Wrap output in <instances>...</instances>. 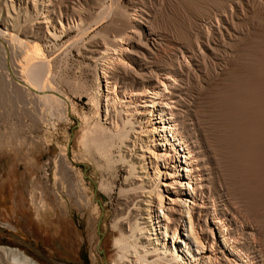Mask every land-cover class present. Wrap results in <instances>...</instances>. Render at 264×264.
Listing matches in <instances>:
<instances>
[{
	"label": "rangeland",
	"instance_id": "374dc122",
	"mask_svg": "<svg viewBox=\"0 0 264 264\" xmlns=\"http://www.w3.org/2000/svg\"><path fill=\"white\" fill-rule=\"evenodd\" d=\"M2 1L0 0V14L5 19L6 26L11 28L12 19L9 16L19 12L23 29L22 32L19 31L20 37L22 40L29 37L27 40L30 43H37L38 47L40 46L41 55L48 60L46 71H49L48 76L51 74L49 78L52 89L50 87L45 93L57 98L59 105L54 103L56 106H53L54 104L47 101L39 102L27 94H24L25 98L15 95L9 82L14 80L12 83L23 84L20 86L26 84L23 82L25 79L11 65L12 63L15 66V60L17 62L21 58L17 56L19 53L17 47L13 51L8 47V55L10 54L8 64H3L0 56V247L17 248L38 264H112L116 258V249L112 242L118 236V231L112 228L111 223L116 218L119 219L118 216L120 218L125 216L123 212L127 213L126 210L133 207L131 203L128 206L124 191H120L128 187L126 183L129 180L126 173L127 165L121 161L120 157L129 154L128 148L132 146H115L118 144L115 141L110 149V156L99 155V158L90 141L85 145L83 135L87 134L85 130L91 127L92 122H96L99 117V124L102 127L109 125V119L105 120L102 115L105 89L97 75L99 73L101 75L104 65H108L109 59L111 58L110 61H112V57L117 55H101L106 49L105 45L113 47L116 44L114 37L115 39L125 37L128 33L131 37L129 41L132 42L128 43L127 54L134 59L126 60V62L128 61L127 63L133 67L128 69L130 73L122 71V74L114 77V81L118 86L130 89L141 84L142 78L137 75L142 72H147L143 76L145 81L149 78L151 80L154 72L155 76L165 71L176 72V75L177 71L180 72L177 75L179 85L177 84L178 88L174 93L179 100L176 105L180 110L177 119L182 123V130L188 139L189 146L198 157L199 167H203L199 168L200 171L204 173L209 169L211 180L208 185L205 184L207 187L205 190L211 197L216 198L213 199L214 203L220 206H216L217 209L219 207L218 211L227 215L232 234L235 237H241L242 241L239 245L243 246L247 252L249 251V255L254 256L255 263L261 264V261L264 263V239L261 237L264 236V227L262 225L259 227L256 218H252L254 216L252 211L247 213L248 216L247 211H243L248 209H242L246 203L251 204L247 196L248 189L234 190L244 192L243 195H246L247 199L242 197L241 191V194L232 191L233 187L228 184V178L222 170L224 163L217 161L219 159L216 153L218 145L213 142L218 140L216 137L218 133L215 135L211 133L213 136H210L211 131L209 132V129L217 128L215 123H218L222 116L221 113L219 115L217 113L222 107L229 106L230 102L226 103L231 97L229 93L233 95L241 92L239 86L234 85L240 82L239 78L237 80V76L235 77V71H239L240 78L243 79L241 82H244L245 87H251V79L255 77V74L252 73V66L249 65L250 56H256L255 53H261V51L264 53V0H199L197 3L187 1L184 3L183 0H113V2L112 0H50L47 3V0L44 2L37 0L35 7L29 1L30 17L28 18L24 16L25 9L22 3L14 5L13 9L10 1ZM46 16H49L52 23L43 21L47 20ZM133 16L134 18H131ZM126 17L134 19L135 23L126 22L128 20ZM39 18H42V21ZM35 19L37 24L34 23ZM132 24L133 27H131ZM47 28L50 32L55 30L54 34L47 33ZM97 49L102 52H98ZM182 66L185 69L181 68ZM10 77L13 80H10ZM10 88L13 91L9 90ZM228 89L230 91L227 92ZM245 90L248 91V89ZM113 100L111 99L106 107L109 117L116 121L118 114L124 112L125 108L123 109L115 98ZM118 107L119 110H117ZM229 116L236 118L238 115L229 114ZM212 123L215 125L213 126ZM82 124L88 126H82ZM215 128L213 130H216ZM229 141L230 139H227V142ZM59 153L63 154L64 160L68 161L67 164L72 168L69 183L57 167ZM94 158L98 160L100 167L96 166ZM126 158L129 159V155ZM211 171L214 173L212 174ZM222 174L224 176H220ZM101 182L107 185L109 183L111 190L107 192L100 188ZM226 187L228 191L225 190ZM228 192L230 195L233 192L235 195L239 194L241 198L234 194L230 196ZM241 199H244L245 203H241ZM38 201L44 202L47 206L42 220L35 214V205ZM257 211V215L261 213L260 210ZM241 212H245V215ZM254 230H258L256 232L258 235ZM251 234L254 236H250ZM258 250H261V253ZM2 253L0 250V264H6V260L9 264L10 255Z\"/></svg>",
	"mask_w": 264,
	"mask_h": 264
},
{
	"label": "bare ground",
	"instance_id": "6f19581e",
	"mask_svg": "<svg viewBox=\"0 0 264 264\" xmlns=\"http://www.w3.org/2000/svg\"><path fill=\"white\" fill-rule=\"evenodd\" d=\"M8 1H10L11 7L13 9H14V5L16 4L20 5L22 3L25 9L24 16L28 18L30 17L29 1H31V4L33 5V7H35L37 0H8ZM44 1L46 0H41V2H44ZM48 1L50 0H47V3ZM184 1L197 3V1L199 0H183V2ZM5 6H6V3H5ZM19 8H22V7H19ZM82 9H85V8H82ZM18 13L16 12L13 16L12 15L9 16L10 14H8L7 12V16H9L12 19L11 28L6 26L5 19L0 14V56L2 58V62L3 64H6V63L8 64V61H9L8 56H10V54L8 55V50H7L8 47L12 48V51L14 48L17 47V50L19 52L17 56L21 58L20 60H17V62L15 60V63H16L15 66L12 63L11 65H13V69H15L16 72L18 71L21 74V77L25 79L23 80V82H25V84L27 85V86L26 85L20 86L21 83L20 84H16V82L12 83L14 82V80L10 77V80H13L12 82H9V84H11L10 87L14 90L15 95H18V96L20 95L24 97L25 96L24 94H27L29 95V97H32L33 99L35 98L39 102L44 101L45 103V101H47V103L50 102V104L52 103V105L54 103H56V105L57 104L59 105L58 103L59 100L57 101V98L51 96L48 93H45L52 86V84H50V78H49L51 74L50 76H48L49 71L48 70H47L48 72L46 71V68L49 62L43 57V55H41V52H40L41 49H39L40 46L38 47L37 43L36 44L34 42L30 43L27 40L29 37L25 40H22V37H20V33L22 32L23 29L21 28L22 27V21L20 20L21 16ZM42 18L41 19L39 18L40 21H42ZM131 18H134V16ZM46 19L47 20H43V21L47 22L48 24L52 23V20L49 19V16H46ZM128 21L129 23L130 22L133 24L135 23L134 19L133 20L128 19L126 22ZM35 22H36V19L34 23ZM215 22L217 23V21ZM133 24L131 27H133ZM77 26H78V23H77ZM215 29H217L216 26H215ZM46 30H47V33L54 34L55 32V30L50 32L49 28H47ZM19 31L21 32L19 33ZM24 31H26V29H24ZM62 31L64 30L62 29ZM81 32H83L82 29H81ZM38 33L40 34V31ZM130 38H131L130 35L127 33L125 37H119L116 39L114 37V41L116 42V44H114L113 47L112 46L106 47L105 45L106 49L104 50V53H102L101 56L106 55V54H110V56L111 54L117 55L116 57H112L113 58L112 61H110L111 58L109 59L110 62L108 61L107 63L108 65H104V67L102 68V71L100 67L101 75L99 73V75H97L98 77L96 76L99 80L101 79V82H103V85H104V89H105L103 92L104 111L102 115L104 116L105 120L109 119V122H108L109 125H107L106 127H102L99 124L100 123L99 121L100 117H99L96 122H92L93 123L91 124L92 126L91 127L89 126L90 129L89 127L87 129L85 128L86 129L85 133L87 134L83 135V140L85 141V145L90 141V143H92V145L94 146L92 147L93 149H95V153H97L98 157L99 155H102L103 157H109L110 149L113 147L115 141L118 142V144H116L115 146L117 145H119V147L121 145H124L125 147L132 146L131 148H128L129 154H125L120 157L121 161L126 163L127 165L126 173H127V178L129 180H128V183H126L128 186L127 188H125L124 190H121L120 188L119 189L121 192L124 191L126 195L125 201H127L128 206L131 203L130 205H133V207L126 210L127 213L123 212L124 214H126L125 216H122V218L118 216L119 219L117 218L116 220L113 219L114 221L113 223H111L112 228L118 231V236L115 237L112 242L113 247L116 249L115 251L116 258L112 261V264H257L254 261V256L249 255L248 253L249 251L247 252L243 246L239 245V242L242 241L240 239L241 237L239 236L235 237L232 234L231 226H230V223L228 222L229 220L227 219V215L218 211L220 206L216 205L217 203L216 204L214 203L215 201L214 199L216 198L211 197L210 194H207L205 190L207 189L206 185H208L211 180L210 172L208 173L209 169L205 171L204 173L203 171L202 172L200 171L199 168H201L202 166L199 167L200 165L198 163L199 161L198 157L193 151V149H191V146H189L188 139L186 138V135H184V131L182 130L183 128L182 123H180V120L177 119L180 110H178L176 105L179 100L176 98V95L174 93L175 91H177V88H178L177 78L179 77H177V75L178 73L180 74V72L177 71V75H176V72H168V71L166 72L165 71L161 75L159 74L156 76L154 72L153 74L155 77L152 76L151 80L150 78L148 80L147 79L148 77L147 78L145 77L147 81L143 80L144 79L143 76H145L144 73H147V72L146 71L142 72L139 75H137L139 78L140 76L142 78L141 84L135 88H130V89H127L126 87L123 88V86H118L116 84V81H114L115 80L114 77H116L117 75L119 76L120 73L122 74V71H125V72L127 71L130 73L128 69L133 67V65L130 66V64L127 63L128 61L126 62V60L134 59L133 56L127 54V51L129 50L128 43L131 41V40L129 41ZM89 53L90 52H88V54ZM261 53H255L257 54L256 56L254 55L250 56L249 65L252 66V69H251L252 73L255 74V77L251 79V87L248 88V86L246 85L247 86L246 88L245 84H243L244 82H241L243 79L240 78L241 75L239 71H235V77L237 76V80L239 78L240 82H237L234 85L235 87L236 85L239 86V88L241 89V92L239 91L238 93L237 91H235L237 93L235 94L233 92L234 93V94L232 93L233 95L229 93L231 97L229 98L230 100L227 99L226 103L229 101L231 104L228 103L229 104L228 107L226 106L222 107L220 112L217 113L218 115L219 113H221L220 115H222L220 116L221 117L220 120L218 118L219 116L217 115V118L219 120L218 123L213 122L217 125L216 126L217 128L214 127L216 130H213L214 128H211L215 132H213L211 129H209V132L211 131L210 136H213L211 135V133H214V135L215 133H218V135L216 136L218 140L215 139L216 137H214V139L217 140L218 142L217 141L213 142V144L217 143L218 145V148H217L218 150L216 151V153L218 154L219 159H217V161L219 160L224 163L222 164L224 168L222 170H224L225 172L222 171V173L224 172L225 174L224 173L223 174L226 175L225 176L226 178H228V184L233 187L232 191L238 190V189L246 191L248 189V194L247 193L246 194L248 198L251 200V202H249L251 204L249 205L246 203V205L248 206L246 207L245 205V207L242 209H245V208H248V209H245L243 211H247L246 212L247 216L249 214L248 212L252 211L254 214L252 218L253 219L256 218L255 220L256 222H258L259 227L261 225L262 227H264L263 226L264 225V53L262 54ZM15 58H16V55H15ZM243 60L242 62H244ZM184 63H187V62H184ZM181 68H183V66ZM8 76H9V73H8ZM127 77L128 76H126V78ZM1 80H3V77ZM15 81H18V80H15ZM248 82L250 83V81ZM11 88L9 90H12ZM229 89H231V87ZM229 89L227 90V92L230 91ZM245 89H248V91ZM236 90L238 89L236 88ZM220 91L223 92V90H220ZM114 98L119 103V105L121 104V106H123V109L125 108L124 112L122 111L123 110L122 109L121 110L122 113L118 114L119 116L117 115L118 120L116 121L112 120V118L109 117V113L106 107L107 103L111 101V99L112 101H114L113 100ZM26 104H28V102ZM56 105L54 104L53 106H56ZM216 106H219V105H216ZM219 107L221 108V106ZM117 110H119V107ZM30 111H32V109ZM229 114H232V115L235 114L238 116L236 118L235 117L230 118L231 115L229 116ZM213 120H209V121H213ZM83 124L82 126H88V125H83ZM82 130L84 131V129ZM86 135H87V138H86ZM227 139L228 140L230 139L229 141L230 144L229 142H227ZM212 140H213V137H212ZM213 150L214 149H212V151ZM127 155H129L130 157L129 159L126 158ZM93 160H95V158ZM57 161H58L57 167H59L61 174L64 176V178L65 177L67 178L66 181H68L69 183V178H70V174L72 173V168L69 166V164H67L68 161L66 162L64 160L63 154L59 153V156L57 157ZM94 163H96L97 167H100V165L98 166L99 164L98 160H95ZM215 163L217 164L218 162H215ZM213 173L214 172H212V174ZM223 174L220 176H224ZM103 182L99 184V187L109 192L112 187H109V183L107 185V183L104 184ZM228 187L225 188L226 191H228L227 190ZM225 190H223V192H225ZM106 191H103V192H106ZM240 191L238 192L234 191V192L241 194L242 191L241 193ZM229 192L228 194L230 195ZM234 192L232 193V195L234 194ZM69 193H71V191ZM238 195L234 194V196L241 198V196L240 195L238 196ZM242 197L246 198V195L245 196L243 195ZM236 203L237 202H235V204ZM241 203H245L244 199L243 200L241 199ZM216 206H219L218 209L216 208ZM46 208L47 206L44 204V202H41V201H38V203L35 205V212H36L35 214L40 220H42L43 215L46 214V211H47ZM125 208L127 209L128 207H125ZM232 208L233 207H231V209ZM257 210H260L261 212L259 213L260 215L258 214L259 216L256 214ZM247 216H246V219H247ZM250 217L251 216L249 215V219ZM251 222H253V220H251ZM256 229H257V225H256ZM246 232H243V233H246ZM256 232H258V230L255 231V233ZM250 236H254V235L251 234ZM261 237H263L264 239V236H261ZM255 239H256V235H255ZM255 239L254 238L252 239L254 243H255L254 241ZM0 250L1 252L5 254L10 255L11 261L9 262V264H38L37 262H35L33 259L26 256L22 251H20L17 248L3 249L2 247H0ZM258 251L259 253H261L260 252L261 250H258ZM5 263L8 264L7 260ZM261 264H264V263H262L261 261Z\"/></svg>",
	"mask_w": 264,
	"mask_h": 264
}]
</instances>
